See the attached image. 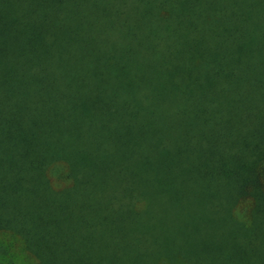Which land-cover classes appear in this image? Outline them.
Listing matches in <instances>:
<instances>
[{
  "label": "trees",
  "instance_id": "obj_1",
  "mask_svg": "<svg viewBox=\"0 0 264 264\" xmlns=\"http://www.w3.org/2000/svg\"><path fill=\"white\" fill-rule=\"evenodd\" d=\"M0 233L37 264H264V0H0Z\"/></svg>",
  "mask_w": 264,
  "mask_h": 264
},
{
  "label": "rangeland",
  "instance_id": "obj_2",
  "mask_svg": "<svg viewBox=\"0 0 264 264\" xmlns=\"http://www.w3.org/2000/svg\"><path fill=\"white\" fill-rule=\"evenodd\" d=\"M55 170V175L66 174L64 163H57L52 167ZM53 174V173H52ZM56 178L52 176V181L55 184ZM59 185H62L65 180H56ZM0 249L5 250L0 256V264H37V260L33 255L24 249L22 241L8 233H0Z\"/></svg>",
  "mask_w": 264,
  "mask_h": 264
}]
</instances>
